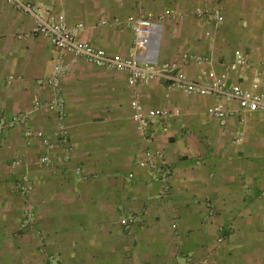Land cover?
<instances>
[{
    "label": "crops",
    "instance_id": "0c3cea01",
    "mask_svg": "<svg viewBox=\"0 0 264 264\" xmlns=\"http://www.w3.org/2000/svg\"><path fill=\"white\" fill-rule=\"evenodd\" d=\"M25 1L120 58L134 49L129 18L174 11L158 64L264 98V0ZM34 27L0 0V264H264V116L163 80L131 86L66 53L60 120L48 107L59 50ZM156 110L173 115L167 131L156 120L142 134ZM214 112L232 114L221 124ZM58 133L41 164L40 139Z\"/></svg>",
    "mask_w": 264,
    "mask_h": 264
},
{
    "label": "built area",
    "instance_id": "2783aa9c",
    "mask_svg": "<svg viewBox=\"0 0 264 264\" xmlns=\"http://www.w3.org/2000/svg\"><path fill=\"white\" fill-rule=\"evenodd\" d=\"M12 4L20 12L30 15L34 20L33 34L36 36H45L49 38L51 43L59 50V56L56 59L53 67V73L49 78L51 85V100L48 103L50 110L57 113L60 120L64 119V98L62 94V80L67 72L66 66L63 64L62 56L66 53L73 54L83 58L86 61L98 66L115 69L124 72L128 76V83L131 86L146 85L154 80H163L168 82L169 86L185 89L190 92H206L215 93L218 97L226 98L227 100H235L239 103L244 111L260 112L264 116V98L251 94L240 88H233L229 91H224L221 88L203 85L201 83L185 80L179 72H175L174 66L170 64H158L156 54L154 53L153 44L160 38L162 21L165 18L175 16L174 11H166L161 15L150 17L129 18L125 24L130 26L135 33L134 49L131 55L127 58L113 57L98 50L91 44L81 41L78 38L79 32L83 28V24L71 26L65 18L59 17L53 20H48L43 10L36 5L26 2L25 0H5ZM107 22H104L106 24ZM124 23L115 21L109 26L121 27ZM250 64L248 57L239 60L240 67H246ZM232 112H214L212 116L219 119L221 124L225 123L226 116H230ZM173 115L164 111H151L140 118V129L142 134L150 129L156 120L157 125L167 131L166 121ZM15 121H20L16 119ZM32 132L28 131L27 135L32 136ZM58 134L44 136L40 139L41 145L46 150V153L40 158V163L48 165L51 162L50 153L57 144ZM147 135V134H146ZM61 138L63 137L60 135ZM63 139V138H62ZM157 154L151 150L147 152V159L150 164H153ZM22 191H28L29 185L22 184ZM221 236L219 241H223Z\"/></svg>",
    "mask_w": 264,
    "mask_h": 264
},
{
    "label": "water",
    "instance_id": "95a60500",
    "mask_svg": "<svg viewBox=\"0 0 264 264\" xmlns=\"http://www.w3.org/2000/svg\"><path fill=\"white\" fill-rule=\"evenodd\" d=\"M158 44H159V39H157L154 44H153V49H154V53H157V48H158Z\"/></svg>",
    "mask_w": 264,
    "mask_h": 264
}]
</instances>
